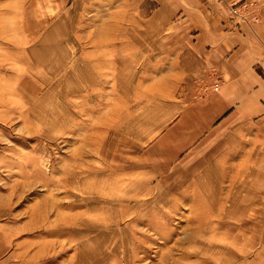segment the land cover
<instances>
[{
	"label": "rangeland",
	"instance_id": "obj_1",
	"mask_svg": "<svg viewBox=\"0 0 264 264\" xmlns=\"http://www.w3.org/2000/svg\"><path fill=\"white\" fill-rule=\"evenodd\" d=\"M180 1L0 0V264H264V118L172 127Z\"/></svg>",
	"mask_w": 264,
	"mask_h": 264
},
{
	"label": "crops",
	"instance_id": "obj_2",
	"mask_svg": "<svg viewBox=\"0 0 264 264\" xmlns=\"http://www.w3.org/2000/svg\"><path fill=\"white\" fill-rule=\"evenodd\" d=\"M179 5L180 21L189 24L182 29L191 37L189 58L179 61L196 80L187 86L192 97L172 127L180 120L189 128V143L197 146L214 132L264 118V0ZM249 17L256 20L244 22Z\"/></svg>",
	"mask_w": 264,
	"mask_h": 264
}]
</instances>
